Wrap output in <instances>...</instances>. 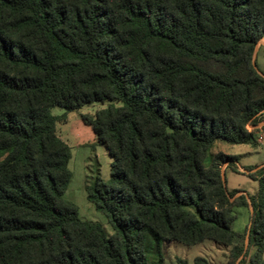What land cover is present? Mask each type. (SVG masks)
Segmentation results:
<instances>
[{
    "label": "trees",
    "instance_id": "16d2710c",
    "mask_svg": "<svg viewBox=\"0 0 264 264\" xmlns=\"http://www.w3.org/2000/svg\"><path fill=\"white\" fill-rule=\"evenodd\" d=\"M262 38L264 0H0V264H165L163 242L205 239L231 246L233 264V207L247 201L226 187L235 157L211 148L252 142ZM93 103L104 106L80 118L112 164L85 190L110 235L64 197L71 152L57 123ZM247 175L248 264H264V165Z\"/></svg>",
    "mask_w": 264,
    "mask_h": 264
},
{
    "label": "rangeland",
    "instance_id": "374dc122",
    "mask_svg": "<svg viewBox=\"0 0 264 264\" xmlns=\"http://www.w3.org/2000/svg\"><path fill=\"white\" fill-rule=\"evenodd\" d=\"M252 61L258 73L264 76V38L260 39L252 54ZM104 104L93 103L83 106L78 111L66 113V121L57 123V134L70 146L71 157L68 161V169L71 179L65 190L64 197L73 202L81 219L99 224L107 235L113 233V228L103 213L97 210L88 199L85 185L88 178L98 175L103 180H108L111 172L112 158L106 147L96 143L95 135L91 127L80 118L81 114H91ZM52 115H62L64 109L54 106L50 109ZM247 129L252 131V142L242 144H231L224 141H216L212 152H223L234 156L236 168L225 171L226 187L228 191L239 190L233 198L244 195L247 201L246 206H234L235 219L232 222V229L242 234L243 252L233 264H248L250 254L254 247L249 242L250 217L253 212L251 198L258 190V181L248 176V173L257 171L264 165V110L254 124H248ZM208 164V160H205ZM227 163L221 165V175ZM249 169V170H247ZM162 253L165 264H177L176 259L181 258L189 264L196 257L205 258L210 264H228L231 259V246L216 243L214 240L204 241L189 246L177 241H165L162 244ZM262 257L264 259V250ZM242 262L240 263V260ZM147 264H156L154 256H147Z\"/></svg>",
    "mask_w": 264,
    "mask_h": 264
},
{
    "label": "water",
    "instance_id": "95a60500",
    "mask_svg": "<svg viewBox=\"0 0 264 264\" xmlns=\"http://www.w3.org/2000/svg\"><path fill=\"white\" fill-rule=\"evenodd\" d=\"M222 181H223V183H224V178H223V176H222Z\"/></svg>",
    "mask_w": 264,
    "mask_h": 264
}]
</instances>
